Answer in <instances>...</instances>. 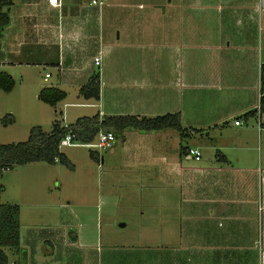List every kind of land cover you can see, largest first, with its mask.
<instances>
[{
	"label": "crops",
	"instance_id": "1",
	"mask_svg": "<svg viewBox=\"0 0 264 264\" xmlns=\"http://www.w3.org/2000/svg\"><path fill=\"white\" fill-rule=\"evenodd\" d=\"M129 6L110 0L98 9L89 0H61L54 8L46 0H12L10 23L0 38V70L12 77L19 73L15 80L31 86L37 98L43 87L64 90L66 97L54 109L62 114V121L56 120L61 126L68 108L77 106L97 109L99 119L179 113L183 135L174 129L122 133L125 146H131L122 167L147 169L156 180L155 186L146 179L148 186L173 188L183 196L178 220L170 219L160 234L171 249L169 260L155 264H264V111L250 112L261 95L264 0L135 4L155 11V23L127 20ZM225 7L238 14L232 26L196 21V14L221 13ZM117 8L124 9L123 16ZM151 38L157 45L149 56L145 51L155 45L145 40ZM97 55L99 66L93 63ZM39 66L46 69L41 79L32 70ZM97 72L99 99H86L80 88ZM79 112L68 125L95 114ZM186 147L197 148L200 158L186 157ZM89 211L76 231L70 225L53 229L50 244L85 241L99 256L109 253L111 247L97 234L92 239L87 225L97 221L99 229L110 210ZM98 264L143 263L122 257Z\"/></svg>",
	"mask_w": 264,
	"mask_h": 264
},
{
	"label": "rangeland",
	"instance_id": "2",
	"mask_svg": "<svg viewBox=\"0 0 264 264\" xmlns=\"http://www.w3.org/2000/svg\"><path fill=\"white\" fill-rule=\"evenodd\" d=\"M119 2L133 5L125 8L127 20L156 22L158 14L155 11L151 12L147 7L140 10L135 4L149 6L156 4L157 0ZM116 10V14L121 16L120 10L124 9ZM237 16L231 13V8L228 10L225 7L221 13L196 14V21L213 24L221 22L232 26ZM145 41L155 45L145 51L150 56L156 52L157 39ZM117 52H121V49H117ZM32 70L41 79L46 69L39 66ZM14 75L17 79L19 73ZM51 81L49 79L46 84ZM35 93L31 86L20 84L18 80H15L11 92L0 91V143L25 141L33 126L49 131L57 119L62 121V114L54 111L56 106L42 102L35 97ZM202 93H198L200 98L204 97ZM75 110L80 111V115H91L96 114L97 109L80 106L68 108L66 125L74 121ZM126 148L130 150L131 146H125L120 137L115 139L111 149L83 145L62 146L60 151L66 155L72 167L59 162H30L15 165L3 172L0 175V185L3 186L0 202L19 206L20 223V248L0 247L7 256L6 264H98L105 260L119 261L122 257L143 264L169 260L171 249L159 239L165 224L170 223V219H173V223L178 220L182 193L173 188L148 186L146 179L153 181L151 185L155 186L156 180L152 174L147 173V169L129 170L122 167L124 158L129 155ZM91 152L94 158H91ZM97 207L99 214L102 211L110 212L99 220V229L96 228L97 221L92 222V225L88 223L87 228L92 233V239L97 234L104 247H111L107 251L109 253L103 252L99 256L95 245L85 241L70 240V244L62 246L61 241L56 240L50 244L48 238L53 229L61 226L68 229L70 225V229L76 231L89 210L96 211ZM66 220L70 221L67 225ZM85 245L92 249L87 251L88 246Z\"/></svg>",
	"mask_w": 264,
	"mask_h": 264
},
{
	"label": "trees",
	"instance_id": "3",
	"mask_svg": "<svg viewBox=\"0 0 264 264\" xmlns=\"http://www.w3.org/2000/svg\"><path fill=\"white\" fill-rule=\"evenodd\" d=\"M12 0H0V38L3 31L10 23L8 7ZM260 99L259 106L250 112L264 111V64L260 69ZM94 73L86 84L81 86L80 93L86 99H99V76ZM15 86L14 78L4 70H0V91L9 93ZM66 97V92L56 87H43L38 93V99L55 107L58 102ZM248 112V113H250ZM126 128L138 131H160L174 129L183 135L179 113H167L160 116L146 117L138 115H109L99 119L97 114L90 117H81L74 124L61 126L58 121L52 125L50 132H44L39 126H33L27 139L17 143H0V175L13 168L15 165H23L30 162H45L55 164L57 162L72 167L67 157L60 152L59 142L66 133L74 135V142L79 144L93 143L100 131H110L115 138H122ZM91 152L90 156L93 158ZM3 186L0 185V192ZM0 247L11 249L20 248V223L19 206L16 204L0 202ZM7 263V256L0 249V264Z\"/></svg>",
	"mask_w": 264,
	"mask_h": 264
},
{
	"label": "built area",
	"instance_id": "4",
	"mask_svg": "<svg viewBox=\"0 0 264 264\" xmlns=\"http://www.w3.org/2000/svg\"><path fill=\"white\" fill-rule=\"evenodd\" d=\"M49 6L58 8L61 5V0H46ZM108 0H89V4L96 6L98 9H101ZM101 57L99 55L95 56L93 58V63L95 65L100 64ZM48 76V74H46ZM241 123L240 119H235L234 124L239 125ZM115 136L112 132L110 131H100L97 134V138L93 143L89 144H79L74 142V135L71 133H66L65 136L60 140L59 142V149L62 146H73V145H83V146H88V147H97L101 149H111L115 143ZM185 156L188 158H193L195 160H198L201 156L200 151L195 148V147H186L185 148Z\"/></svg>",
	"mask_w": 264,
	"mask_h": 264
}]
</instances>
